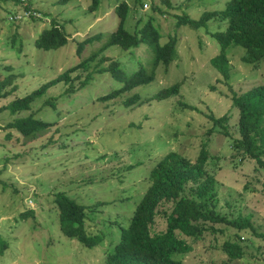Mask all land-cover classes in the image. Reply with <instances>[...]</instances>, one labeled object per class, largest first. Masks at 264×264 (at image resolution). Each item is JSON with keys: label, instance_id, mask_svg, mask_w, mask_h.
Segmentation results:
<instances>
[{"label": "rangeland", "instance_id": "rangeland-1", "mask_svg": "<svg viewBox=\"0 0 264 264\" xmlns=\"http://www.w3.org/2000/svg\"><path fill=\"white\" fill-rule=\"evenodd\" d=\"M228 1L99 0L93 8V0H0V81L12 78L0 87V264H105V255L119 239L112 225L123 224L132 215L148 187L152 165L168 151L194 162L203 143L208 171L217 183L216 210L228 219L250 218L252 229L214 225L216 233L186 238L191 250L179 258L184 264H264V168L233 149L239 138L238 110L231 100L233 93L264 85V60L246 65L243 49L229 47L226 80L211 65L220 50L212 33L224 32L226 20L213 18L199 29L178 23L184 16L198 21L206 12H220ZM122 2L129 7L124 29L138 31L153 17L161 43L175 36L177 59L160 67L150 84L102 102L100 97L122 85L110 71L97 74L99 66L117 62L131 75L139 63L148 68L151 57L144 45L98 52L118 25L115 11ZM53 21L62 27L65 44L57 50H38L34 41ZM99 35L100 40L80 49V44ZM95 53L86 69L79 66ZM102 57L107 61L97 66ZM71 68L73 92L56 100L54 108L45 100L63 95L69 85L51 87L25 112L11 115L5 108ZM87 72L93 77L81 88L77 81ZM174 83L180 85L177 95L150 99ZM134 95L136 102L125 105ZM210 114L228 116L225 130L216 127L207 134ZM28 115L53 125L35 139L5 127ZM58 192L88 209L105 203L85 219L86 232L102 236L101 245L89 249L61 233L54 203ZM164 228L163 222L157 229ZM225 242L237 245L242 256L229 259L222 249Z\"/></svg>", "mask_w": 264, "mask_h": 264}, {"label": "trees", "instance_id": "trees-1", "mask_svg": "<svg viewBox=\"0 0 264 264\" xmlns=\"http://www.w3.org/2000/svg\"><path fill=\"white\" fill-rule=\"evenodd\" d=\"M98 2L99 0H93L92 7L94 8ZM128 9L125 2L117 5L115 12L119 18L118 25L115 31L107 36L105 44L99 48L98 52L112 46L122 51H131L144 45L151 53L149 66L145 68L139 63L138 69L131 75H126L117 62H111L108 68L99 66L96 70L97 74L110 71L112 79L122 86L100 97L98 101L104 102L136 87L150 84L160 67H168L177 59L175 36H170L166 42L161 43V36L153 25V17H150L138 31L129 33L124 29ZM217 17L226 20L227 25L224 32L212 33L213 38L219 43L220 50L211 60V65L227 80L229 73L226 50L229 47L243 49L242 61L246 65L256 66L264 60V0H229L224 10L220 12H206L198 21L184 16L179 18L178 23L199 29L205 28L208 21ZM101 38L102 35H99L86 40L80 44V49L83 44H90ZM65 41L62 27L53 21L49 29L40 33L34 41V46L38 50L52 51L62 47ZM97 55L93 54L79 66L86 69L88 60H94ZM105 61H107L106 58L102 57L97 66ZM75 68L65 71L38 90L23 97H17L5 108L11 115L25 112L30 109L34 100L43 97L51 87H55L60 82L66 86L69 85V88L63 91V95L50 96L45 100V104L54 108L56 100L73 92L70 74ZM92 77V73L87 72L86 76L77 82H80V87L83 88L89 84ZM11 80L12 78L8 77L5 81H0V87L9 85ZM179 88L180 85L174 83L161 89L150 99H168L177 95ZM211 89L214 90V88ZM136 95L129 98L125 105L134 103L137 99ZM231 100L232 106L238 110L239 138L234 140L233 149L238 151L243 159L253 160L258 166L264 168V85L254 86L239 94L233 93ZM179 104L185 109L198 112L194 106L181 102ZM207 118L211 124L207 134L212 133L216 127L225 130L228 116L215 117L210 114ZM52 125L53 123L28 115L24 118H15L5 127L17 131L23 138L35 139L38 135L48 132ZM208 161L209 154L205 143L200 146L194 162L172 151L158 158L151 170L147 172L148 187L132 215L125 223L112 225L119 239L116 240L110 253L105 255V264H184L179 256L191 250L186 238L198 240L205 232L216 233L218 230L214 228V225L218 224L232 227L237 231L252 229L250 218L239 215L228 219L216 210L217 183L215 174L208 171ZM54 203L58 210L59 228L65 237L75 239L89 249L101 245L102 236H91L86 232L85 219L87 213L94 212L93 209L104 205V202L91 204L92 206L88 209V206L76 203L64 192H58L54 196ZM163 222L165 228L158 230L159 224ZM108 233L113 235L111 232ZM1 245L2 248L5 246L4 243ZM222 249L231 260L242 256L240 248L234 243L225 242Z\"/></svg>", "mask_w": 264, "mask_h": 264}, {"label": "built area", "instance_id": "built-area-1", "mask_svg": "<svg viewBox=\"0 0 264 264\" xmlns=\"http://www.w3.org/2000/svg\"><path fill=\"white\" fill-rule=\"evenodd\" d=\"M29 12H30V11H26V10L24 11V13H25L26 15H27Z\"/></svg>", "mask_w": 264, "mask_h": 264}]
</instances>
